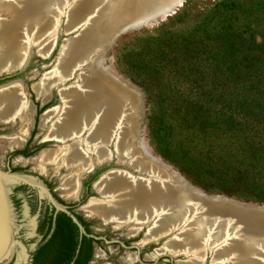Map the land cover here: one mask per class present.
<instances>
[{"label": "rangeland", "instance_id": "1", "mask_svg": "<svg viewBox=\"0 0 264 264\" xmlns=\"http://www.w3.org/2000/svg\"><path fill=\"white\" fill-rule=\"evenodd\" d=\"M152 2L126 0L132 8L128 18L154 7L146 19L156 21L120 35L106 52L104 65L140 96L144 153L199 194L264 206V0ZM166 10L169 14L162 16ZM64 21L50 57L32 55L27 66L5 78L3 85L20 81L27 99H33L32 86L54 70L60 47L76 33L65 35ZM250 78L258 80L255 86H250ZM73 81L55 86L59 91ZM49 99L38 112L40 118L46 110L60 106L56 88ZM48 125L35 130L38 137L25 156L16 154L19 148L2 150L20 126L0 130V168L5 171L10 163L13 173L47 183L75 203L63 188V179L74 168L39 162L43 151L64 147L52 140L40 142L46 133L39 135ZM103 169L96 168L81 179L78 210L99 200L91 187ZM85 210L80 211L126 246L120 244L111 264H169L167 257L155 261L158 245H144L139 253L130 248L143 240L141 233L131 238L126 230L93 220ZM205 264H210L209 259Z\"/></svg>", "mask_w": 264, "mask_h": 264}, {"label": "bare ground", "instance_id": "2", "mask_svg": "<svg viewBox=\"0 0 264 264\" xmlns=\"http://www.w3.org/2000/svg\"><path fill=\"white\" fill-rule=\"evenodd\" d=\"M74 1L0 0V75L6 72L13 73L23 68L34 54L44 58L48 57L54 48L57 29L62 18L64 20L66 18L64 32L71 31L75 27H83L85 30L90 26L92 16L90 13H96L97 10L94 0ZM135 1L140 3L143 0ZM117 8L119 15H114L116 20L128 18L127 12L132 9L128 7L126 0H123L122 3L120 1ZM168 11L170 12V10L163 11L161 15H167ZM112 19V14L107 13L102 22H94V25L92 24L88 28L87 35L75 40L72 50L67 51L64 45L60 50L57 64L55 68L53 67L54 70L46 74L41 82L32 86L37 95L43 94L46 97L50 87L53 89L58 86L56 84H63L77 69L80 70V73L92 77V80L85 81L86 79L82 78V82L79 84L61 88L58 95L62 104L58 108L46 111L41 116L40 126L49 122L45 135L48 140L53 139L62 142V144H70L66 148L62 147L56 151H43L39 162L42 165L54 164L56 168L60 166L74 168L71 169V176H67V178L69 177L67 180L63 179V188L66 195L76 198L80 189V173L89 171L95 163L108 160V145L115 136V152L119 162L128 158L134 167L157 176L161 185L167 186L166 190L169 195L171 194L173 200L177 195L175 194L177 190L174 189H179L180 186L188 189L186 190L187 196L176 197V201L172 202V205L175 206L182 205L181 208H173L180 212L179 219L180 215L185 212L193 213L198 210L202 213L204 208L201 204L208 205L207 199L180 182L174 174L159 165L160 163L154 158L149 159L140 142L138 143L139 98L137 92L116 77L115 73L104 66L102 62L94 65L100 55L98 54L99 49L95 53L94 60L89 58L88 65H90L82 69L80 55L87 51L86 48L95 46L99 42V38L103 37L102 35L110 32L111 23L114 21ZM144 21L134 23L135 27L146 26L150 22L156 21V18L147 19L148 22ZM6 85L8 86V84ZM21 85L19 82H12L7 88L5 85L0 88V122H7L15 117L21 122L20 133L6 143L8 147L21 146L27 133L26 113L32 111L24 98ZM5 148L3 147L2 150ZM95 190L101 197L98 201H91L86 207L89 215L100 218L104 224H111L115 228L127 227V236H134L141 226L145 225L151 217H155L154 222L156 223L145 233L140 242L141 245L148 241H156L163 233V229H167L166 226L170 224V220L153 214L155 211L153 208L157 206V201L163 196L158 194L161 187L156 184L134 182L126 173L111 171L104 175L99 182H96ZM199 202L201 204L198 205ZM223 205V207L212 206V216L208 217L209 220L211 218V223L215 220V215L228 217L237 214L236 207L226 203ZM175 210L171 211L173 219L178 216ZM206 216L207 214L204 215V218L207 221ZM229 223L231 224L229 219L223 222L224 225ZM190 226L189 229L192 228ZM233 226H231L232 230ZM0 230H2L1 226ZM234 230L237 233L239 231L238 229ZM189 233L191 232H186L187 235ZM187 243L188 246L196 247L193 242ZM188 246H172L169 241H166L156 251L154 259L160 253L166 252V249L172 254L184 250L190 258L185 261L180 260V264H199L196 255L198 251ZM223 261L226 260H214L216 264H224Z\"/></svg>", "mask_w": 264, "mask_h": 264}, {"label": "water", "instance_id": "3", "mask_svg": "<svg viewBox=\"0 0 264 264\" xmlns=\"http://www.w3.org/2000/svg\"><path fill=\"white\" fill-rule=\"evenodd\" d=\"M76 1L78 0H75L74 2ZM120 1L121 3L123 2V0H94V4L95 7H97V10L96 13L95 12L93 14L90 13L92 15L90 22L91 25L86 27L85 30L83 27H79V28L75 27L71 31L64 32L65 35H70L76 32L75 35L69 37L65 43L67 51L72 50V48L75 46L74 44L75 40H77L80 37L82 38L83 35H87L89 33L88 28H90L92 24L94 25V22L97 23L102 22L106 18L107 13H110L113 16L112 20L114 21L111 23L112 29L110 30V32L108 34L102 35L103 37L99 38V40L97 39L99 42H97L95 46L89 47L88 49L86 48L87 51L83 55H80L82 57L81 58L82 59L81 64H83L82 69H85L90 65V64L88 65L90 60L89 58L94 60V58L96 57L95 53H97L98 49H99L98 51H100L98 54L100 55L97 57L96 62L93 61L94 65L96 66L97 63L99 62H102V64L105 65V54L110 48V46L117 40V38L120 35L130 30L142 27L141 25L135 27V25L140 21L143 20L147 21L146 17L151 16L152 11H154L153 10L154 7H151L148 8L147 12L141 14L142 16L139 15L132 18H121L120 20L119 19L116 20L114 19V15H119L118 14L119 10L117 7ZM156 3L161 4V0H154L153 4ZM60 50L61 47L59 51ZM49 57L50 55L46 58L44 57L41 58L47 59ZM26 66L27 65L15 71L14 73L20 72ZM14 73L6 72L4 74V78H9ZM1 76L2 75H0V78H2ZM90 76L91 75L80 73V70L77 69L64 83L74 78V81L70 85L79 84L82 82V78H85L86 79L85 81L92 80V77ZM118 78L122 80L120 77ZM54 88L57 89L58 102L62 104L61 99L58 95L59 88L58 87H54ZM31 91L35 95V98L38 99L33 88H31ZM48 101L49 99L45 102H42L41 100V103L45 104ZM138 107H139L138 108V114H139L138 143L140 142L141 145L142 143L140 139V96L138 99ZM52 141L62 144V142L56 140H52ZM115 143H116V137L113 136V138L110 141V144L108 145V151H109L108 160L103 161L101 163H95L89 171L83 173L79 180L80 184H81V179L85 175L92 173L96 168H100V167H103L104 169L102 173L97 177L94 184L92 185V190L98 196V198H100L101 195L95 190L94 185L96 182H99L104 175L108 174L111 171H119L121 173H126L129 177L132 178V181L134 180V182L138 181L140 183L156 184L157 186L161 187V190H158V194L160 196L161 195L163 196H161L162 199L159 198L158 200L159 203L157 201L156 204L157 206L153 208L155 209L153 214H156L157 216L160 217L162 216L168 221L170 220V224L166 226L167 229L165 228L163 229V233L158 237L156 241H148L142 245H140L139 242L134 243L131 244L130 248H135L139 253L140 248H142L144 245L154 244V245H158V248L154 250V252H156L160 247L163 246V244L166 241H169V243H171L172 246L178 245L183 247L188 246L187 242L189 243L193 242V244H196V247L195 246L194 247L188 246V247L195 248L194 250L198 251L197 252L198 254L196 255L198 256L197 262L199 264H205L207 259H209L210 264H216L214 262L215 259L216 261L226 260L223 261L224 264H226V262L227 263L229 262V264H264V206L244 204L228 198H223L218 196L217 197L206 196L200 194L205 199H207L208 202V205L206 206H203L200 202L198 203V205L201 204V206L204 208L202 210V213H200V211L198 210H196L197 212H193V213L185 212L180 215L181 218L179 219L178 217L180 212L173 208L174 207L181 208L182 205L176 204L178 206H175L172 205V202H174V200L176 201L175 199L176 197L187 196L186 190L188 189L183 186H180L179 189H174L177 190V193H175L177 195L173 200L171 194L169 195L166 190L167 186L161 185L160 179L157 176L150 174L146 170H142L137 167H134L132 165L133 163L128 158L124 161L119 162L115 152ZM142 148L144 149L143 145ZM159 165L163 166L162 164ZM20 182H24L33 188H39L43 191H47L46 187L42 183L37 182L35 179L31 177L18 173H13L10 168H8L5 171H3L0 168V226L2 227V230H0V264H17L18 252H17V248H14V241H13L14 214L9 199V192L11 186ZM220 202L223 204L224 203L230 204L233 207H236L235 210L237 214L229 215L228 217L224 215L223 216L215 215L214 216L215 220L213 221V223H211L210 222L211 218L209 220L208 217L209 215L212 216L211 213L213 208L212 206L223 207L224 205L223 204L221 205ZM162 205H164L163 206L164 210H162L163 209ZM173 210H175L178 215L175 217V219L171 217L172 214L171 211ZM77 211L78 213H81L84 219H86L89 222L92 233L96 236L102 237L106 241L105 242L103 240L95 244L92 259L88 264H111L120 247V244L116 242L112 237H110L99 226H97L93 221H91L87 216H85L81 211H79L78 209ZM206 214H207L206 216L207 221L204 218V215ZM154 218H155L154 216L151 217V219H149V221L145 225L141 226L140 229L134 234V236H131V238L137 236L140 233L142 234V238H143L145 233H147V231L151 229V227L156 223L154 222ZM227 219L231 221V224L229 223L231 226L236 225L233 226V230L231 229V226L229 224L226 225L223 224V222L224 221L226 222ZM189 226L192 228L189 229L188 228ZM234 229H238L239 230L238 233ZM81 230H83V228H81ZM115 230H127V227H121ZM186 232H191V233L187 235L188 233L186 234ZM166 250H167L166 252L157 255L155 259L156 262L160 258L167 257L169 259V264H180L179 263L180 260L185 261L188 258H190L186 254V252H184V250H181L180 253H176V254L170 253L168 249ZM174 259L176 260L175 262Z\"/></svg>", "mask_w": 264, "mask_h": 264}, {"label": "flooded vegetation", "instance_id": "4", "mask_svg": "<svg viewBox=\"0 0 264 264\" xmlns=\"http://www.w3.org/2000/svg\"><path fill=\"white\" fill-rule=\"evenodd\" d=\"M3 81H5V78H0V88L4 87V85L7 88L12 83L10 82L7 86L6 84H2L4 83ZM15 82L21 83L20 81ZM21 86L23 90V84ZM51 88L48 89L49 92H47L46 97L43 94L37 95L35 93L38 97L36 99L32 93V100L27 99L23 90L24 98L32 108V111L26 113L28 120V124H26L27 133L21 146L8 147L6 142L15 136L10 138L7 136L8 140L4 142V147L8 149H22L21 151H17L16 154L26 155L33 140L38 137L35 136V130L45 126H40L39 121L41 118L39 116L41 114H38V112L50 101ZM48 99L49 101L45 104L41 103V100L45 102ZM20 125V120L15 117L7 122H0V127L3 126L0 130L6 127L15 128V126ZM19 129L15 135L20 133ZM47 131L48 128L39 137H43V133ZM46 141L48 139L45 136L40 142ZM64 144L62 145L65 147ZM6 168H10L12 172L14 171L10 163ZM42 184L46 187L47 191L33 188L24 182L14 184L10 188L9 199L14 214L13 241L14 248H17L18 252L17 264H88L92 259L95 244L104 239L94 235L89 222L84 219L81 213H78L76 206L81 201L78 200L80 198L79 195L77 194L76 198H70L71 200H76L77 203L67 202L65 199L67 197H62L63 195L58 194L47 183ZM86 185H89V183ZM80 210L84 212L82 208ZM88 216L92 217L93 220L102 222L100 218ZM120 244L125 246L123 243ZM87 257L89 260L86 262Z\"/></svg>", "mask_w": 264, "mask_h": 264}, {"label": "trees", "instance_id": "5", "mask_svg": "<svg viewBox=\"0 0 264 264\" xmlns=\"http://www.w3.org/2000/svg\"><path fill=\"white\" fill-rule=\"evenodd\" d=\"M251 73H252V74H256L257 76H258V75H261V73H256V72H251ZM263 78H264V76H263ZM249 81H250V83H253V85H250V86H255L254 84H255L256 82H258V80H257V79H254V78H250ZM231 108H232V109H235V110H236V108H237V110L240 109V107H239L238 105H237V106H236V105H232ZM88 260H89V258L87 257L86 262H87Z\"/></svg>", "mask_w": 264, "mask_h": 264}]
</instances>
